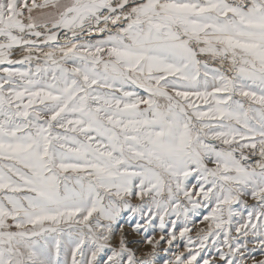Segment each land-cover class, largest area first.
Wrapping results in <instances>:
<instances>
[{"label": "snow or ice", "instance_id": "1", "mask_svg": "<svg viewBox=\"0 0 264 264\" xmlns=\"http://www.w3.org/2000/svg\"><path fill=\"white\" fill-rule=\"evenodd\" d=\"M0 264H264V0H0Z\"/></svg>", "mask_w": 264, "mask_h": 264}]
</instances>
